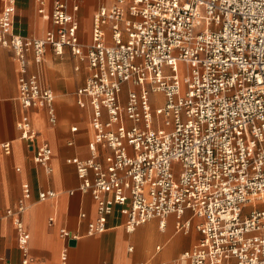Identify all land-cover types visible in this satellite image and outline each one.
Wrapping results in <instances>:
<instances>
[{
  "label": "built area",
  "instance_id": "built-area-1",
  "mask_svg": "<svg viewBox=\"0 0 264 264\" xmlns=\"http://www.w3.org/2000/svg\"><path fill=\"white\" fill-rule=\"evenodd\" d=\"M1 1L0 46L15 52L25 108L48 106L57 122L55 93L41 71L31 72L30 53L41 64L48 45L57 55L69 46L88 62L77 101L93 107L91 155L70 158L78 188L97 202L87 233H103L115 205L128 215V232L154 217L164 230L169 214L189 210L177 228L194 225L201 238L174 264H264V0H114L95 11L87 42L79 34V0H54L55 28L41 37L16 34L17 0ZM37 1L45 13L47 1ZM153 93L162 98L154 101ZM17 123L34 148L38 131L29 116ZM0 144L11 151L10 142ZM33 158L52 172L49 142L38 143ZM32 195L25 182L7 215L27 210ZM56 195L42 190L39 199ZM17 229L27 254L30 230L23 221ZM60 233L66 259L78 235Z\"/></svg>",
  "mask_w": 264,
  "mask_h": 264
},
{
  "label": "crops",
  "instance_id": "crops-1",
  "mask_svg": "<svg viewBox=\"0 0 264 264\" xmlns=\"http://www.w3.org/2000/svg\"><path fill=\"white\" fill-rule=\"evenodd\" d=\"M46 1V11L42 14L37 0H17L12 30L22 36L41 37L55 28L50 18L54 0ZM112 2L114 0H79L76 15L81 18V33L87 41L92 37L95 11L101 4ZM2 8L0 0V13ZM63 50V54L57 55L48 45L41 64L29 54L31 72L41 71L43 82L55 93L57 122L53 124L48 106H23L19 98V62L10 47L0 46V142L11 144L10 152L0 144V264H23L25 257L29 259L28 264H174L201 238L194 225L188 232L177 228L178 220L192 215L189 210L184 215L169 214L164 230L160 218L154 217L128 232L125 227L128 215L122 212L120 205H115L113 212L106 215L107 229L103 233H87L88 223L98 215L97 202L92 194L78 188L80 178L70 158L86 159L91 155L93 107L90 103L81 107L77 101V91L86 85L91 72L88 62L74 55L69 46H64ZM156 95L162 98V94ZM24 115L29 116L38 131L34 148L20 137L17 122ZM74 125L77 130L72 129ZM44 141L51 147L53 170L50 174L33 158L35 147ZM25 182L32 187L29 208L23 213L7 215L8 209H17ZM42 190H54L57 195L40 200ZM82 213L86 215L83 217ZM19 221L24 222L31 234L27 254L19 241ZM196 221L197 218H193V222ZM62 228L78 235L66 259L62 256L67 244L60 233ZM130 247L133 249L129 250ZM181 264H190V261L182 259Z\"/></svg>",
  "mask_w": 264,
  "mask_h": 264
},
{
  "label": "rangeland",
  "instance_id": "rangeland-1",
  "mask_svg": "<svg viewBox=\"0 0 264 264\" xmlns=\"http://www.w3.org/2000/svg\"><path fill=\"white\" fill-rule=\"evenodd\" d=\"M80 18V17H79ZM80 36H81V39L83 40V41H87V39L84 37V36H82V33H81V28H82V23H81V18H80ZM152 96H153V100L154 101H156L157 99H158V97H157V95L155 94V93H153L152 94Z\"/></svg>",
  "mask_w": 264,
  "mask_h": 264
},
{
  "label": "water",
  "instance_id": "water-1",
  "mask_svg": "<svg viewBox=\"0 0 264 264\" xmlns=\"http://www.w3.org/2000/svg\"><path fill=\"white\" fill-rule=\"evenodd\" d=\"M76 242H77V240H76V239H71V240H70V245H75V244H76Z\"/></svg>",
  "mask_w": 264,
  "mask_h": 264
}]
</instances>
